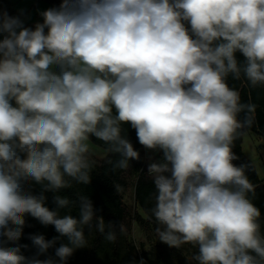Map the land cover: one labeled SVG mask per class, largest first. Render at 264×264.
Segmentation results:
<instances>
[{
	"label": "clouds",
	"instance_id": "clouds-1",
	"mask_svg": "<svg viewBox=\"0 0 264 264\" xmlns=\"http://www.w3.org/2000/svg\"><path fill=\"white\" fill-rule=\"evenodd\" d=\"M24 16L0 12V264H68L93 233L116 241L123 225L59 193L91 183L95 141L114 172L140 159L125 125L162 154L147 165L159 240L192 245L196 264H264L233 150L255 105L229 83L264 87V0H59L34 26ZM27 217L58 234H29L31 256Z\"/></svg>",
	"mask_w": 264,
	"mask_h": 264
},
{
	"label": "trees",
	"instance_id": "trees-1",
	"mask_svg": "<svg viewBox=\"0 0 264 264\" xmlns=\"http://www.w3.org/2000/svg\"><path fill=\"white\" fill-rule=\"evenodd\" d=\"M53 6L59 3V0H42ZM42 22V21H41ZM229 83L237 87L241 92L242 102L252 103L255 105V122L250 129L243 131H251L264 138V87L251 88L243 81H232ZM243 118V114H241ZM127 128L128 138L132 142L135 149L138 148L139 143L136 138L134 129H131L130 125H125ZM242 133V135H243ZM242 135H240L234 142L233 150L240 157L235 161L236 164H247V175L253 185V193H250V199L261 211V224L264 227V181H260L256 172L253 161L247 157L241 147ZM96 147L105 150V147L100 141H95ZM140 159L138 161H130L132 174L134 177V198L138 206L145 214V218L140 216L136 217L137 222L141 226H148L155 232L156 223L151 215V208L153 207V193L155 191L151 177L147 172V163L144 160L142 152L139 150ZM118 157L110 156L109 159L115 160ZM99 163L92 172V180L88 185H74L70 189H64L59 194L69 197L72 200H76L79 195L87 196L92 202L94 209L97 210L96 215L102 216L107 223L113 221L117 225H124L126 211L122 200V194L120 188L126 187V180L122 175L125 170L112 171L111 165L107 161L98 159ZM53 193H47L48 200L47 206L54 208L55 205L52 202ZM72 215H78L77 210L73 209ZM27 225L24 229V237H22L20 243L28 244L29 249L24 250V254L31 256L35 253V249L31 247L30 240L27 239L29 234H43L46 239H52L58 234L55 232L52 226H42L38 221L31 217H27ZM156 233V232H155ZM60 242H67L66 238H62ZM130 245V244H129ZM123 248L126 249V253L123 254ZM77 252L69 259L68 264H76ZM133 247L128 248V242L123 247L121 232L117 229V239L115 242H107L97 232L94 233L91 239V246L89 250V258L87 264H137L136 257L132 254ZM53 250H49L51 255ZM44 257H41L43 259Z\"/></svg>",
	"mask_w": 264,
	"mask_h": 264
},
{
	"label": "rangeland",
	"instance_id": "rangeland-1",
	"mask_svg": "<svg viewBox=\"0 0 264 264\" xmlns=\"http://www.w3.org/2000/svg\"><path fill=\"white\" fill-rule=\"evenodd\" d=\"M0 12H7L11 16L19 15L14 4H12L9 0H0ZM24 13L27 15L29 11L26 10ZM38 21L40 20L36 18V20L27 22L25 24L26 26L31 27L34 26V24ZM136 150H140L143 154V157L145 153H147L156 158L155 155L151 154L140 144ZM95 153L97 164L99 163L98 159L107 161L110 157L107 156L104 149L99 147L95 148ZM260 161L263 166V158H260ZM122 177L124 180H126V187L120 188L126 211L123 231L121 232L122 244L123 247H125V244L128 242V248L130 246L133 247L132 254L136 257L137 264H196V262L192 259L196 249L192 245L184 244L179 248L170 246L159 240L157 234L151 227L141 226L137 222L136 217L140 216L145 218V214L140 206L137 205L134 198V177L131 166L124 171ZM85 232L86 235H88L87 229ZM93 235L94 233L88 238V247L77 250L76 264H87ZM122 252L125 254L126 249L123 248Z\"/></svg>",
	"mask_w": 264,
	"mask_h": 264
},
{
	"label": "crops",
	"instance_id": "crops-1",
	"mask_svg": "<svg viewBox=\"0 0 264 264\" xmlns=\"http://www.w3.org/2000/svg\"><path fill=\"white\" fill-rule=\"evenodd\" d=\"M12 4H14L16 11L20 14L21 11L25 12L26 10L29 13L25 17H30L25 19V23L31 22L38 18L41 21V17L39 16V12L47 9L48 7H52V4L44 2L42 0H9ZM256 133L251 131H245L242 135L241 147L243 152L250 158L254 166L256 168V172L260 181H264V165L260 161V158H263L264 162V138L260 135H256ZM247 136V138H246ZM149 151L151 154L155 155L156 158L159 160L161 157V153L159 152H152ZM264 164V163H263Z\"/></svg>",
	"mask_w": 264,
	"mask_h": 264
},
{
	"label": "built area",
	"instance_id": "built-area-1",
	"mask_svg": "<svg viewBox=\"0 0 264 264\" xmlns=\"http://www.w3.org/2000/svg\"><path fill=\"white\" fill-rule=\"evenodd\" d=\"M144 160L146 161L147 164L157 161V159L154 156L147 153H145L144 155Z\"/></svg>",
	"mask_w": 264,
	"mask_h": 264
}]
</instances>
